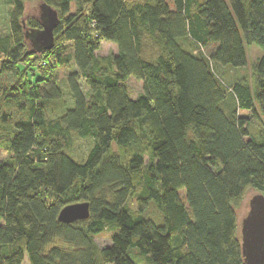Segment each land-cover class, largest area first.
Returning a JSON list of instances; mask_svg holds the SVG:
<instances>
[{
	"label": "trees",
	"instance_id": "1",
	"mask_svg": "<svg viewBox=\"0 0 264 264\" xmlns=\"http://www.w3.org/2000/svg\"><path fill=\"white\" fill-rule=\"evenodd\" d=\"M8 1L0 264H245L246 198L264 196V0ZM41 3L59 23L37 52L25 33L41 29L27 18ZM102 42L117 54L97 56ZM56 68L72 70L63 86ZM129 78L143 83L136 99ZM83 202L87 220L58 221Z\"/></svg>",
	"mask_w": 264,
	"mask_h": 264
},
{
	"label": "water",
	"instance_id": "2",
	"mask_svg": "<svg viewBox=\"0 0 264 264\" xmlns=\"http://www.w3.org/2000/svg\"><path fill=\"white\" fill-rule=\"evenodd\" d=\"M40 30L26 31L25 40L34 51L51 50L54 46L53 32L59 18L57 12L45 4L38 5ZM89 218V203H77L64 207L58 221L72 224L75 221ZM241 249L245 264H264V196L252 194L249 196L247 212L241 222Z\"/></svg>",
	"mask_w": 264,
	"mask_h": 264
},
{
	"label": "rangeland",
	"instance_id": "3",
	"mask_svg": "<svg viewBox=\"0 0 264 264\" xmlns=\"http://www.w3.org/2000/svg\"><path fill=\"white\" fill-rule=\"evenodd\" d=\"M11 10V6L9 4L8 0H0V35L4 36L8 32V15ZM29 12V11H28ZM38 13V7H35V12L31 14L30 12L27 14V18H33ZM34 15V16H32ZM38 16V15H37ZM213 46H208L207 49H204V53L207 54L208 52L212 51ZM117 54V48L115 45L111 43L102 42L100 45V48L98 52L96 53L97 56L103 57V56H109V55H116ZM262 55L261 50L253 45L250 47H247V57L249 64L255 63ZM248 68L244 71V73H248ZM72 70L64 69V68H56L54 69V77L55 80L63 86V83L68 76V74ZM226 75L229 77V79L234 78L236 74L240 75L242 72H235L230 69L225 70ZM126 88L128 90V93L131 97V99H136L138 96H140L143 93V83L139 80H136L134 78H129L128 81L125 83ZM71 106V102L69 97L66 95L63 99V102L60 104H51V110H52V116H56L60 114L63 110L66 108H69ZM90 141L87 140H80L73 143L71 150L68 151L69 155L78 163L83 162L85 159V156L90 148ZM7 157V153L4 150L0 151V160L5 159ZM179 195L181 197H184V191H180ZM249 196L246 198V207L248 204ZM131 207H134V201H130ZM247 212V208H246ZM245 212V214H246ZM96 245L102 249L107 246H109V234H104L95 239ZM139 264H144L138 259ZM23 264H28L27 259L24 260Z\"/></svg>",
	"mask_w": 264,
	"mask_h": 264
}]
</instances>
